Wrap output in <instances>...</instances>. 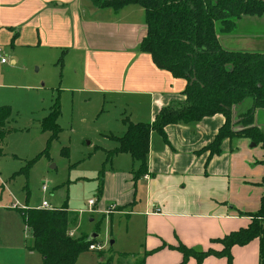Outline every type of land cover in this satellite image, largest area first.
Listing matches in <instances>:
<instances>
[{
    "label": "crops",
    "instance_id": "1",
    "mask_svg": "<svg viewBox=\"0 0 264 264\" xmlns=\"http://www.w3.org/2000/svg\"><path fill=\"white\" fill-rule=\"evenodd\" d=\"M145 34L140 6L116 11L96 9L89 0H0V50L4 56L6 50L12 53L11 66L16 67L17 57L28 51L56 60L57 66L61 59L59 68L65 69L66 83L73 90L98 97L102 107L107 103L111 110H120L119 128L103 135L115 145L108 152L118 147L115 138L126 131L123 120L151 124L160 109L183 100L186 82L157 69L139 50ZM256 38H264V18L244 17L220 43L228 51L264 53V44H254ZM8 68L0 64V71ZM251 107V100L240 104L233 118ZM224 123L222 115H215L198 123L169 125L164 129L166 141L152 132L146 170L139 177L134 175L140 164L128 154L107 162L110 171L102 176L101 191L96 183L94 210L103 215L113 207L103 218L122 214L129 222L132 217L142 222L140 264H179L182 255L169 246L219 251L221 245L211 241L246 228L259 210L264 197V143L225 139L219 155L208 158V152L198 153L213 142ZM255 124L264 130V112L256 113ZM127 159L137 164L131 165L129 174L119 165ZM41 203L33 208L40 209ZM68 233L74 237L70 228ZM231 256V264H258V241L233 247ZM187 264L196 262L189 259ZM202 264L228 263L223 257H209Z\"/></svg>",
    "mask_w": 264,
    "mask_h": 264
},
{
    "label": "trees",
    "instance_id": "2",
    "mask_svg": "<svg viewBox=\"0 0 264 264\" xmlns=\"http://www.w3.org/2000/svg\"><path fill=\"white\" fill-rule=\"evenodd\" d=\"M96 9L120 10L125 6H140L145 13L146 34L139 50L148 54L157 69L167 71L175 79L186 82L182 101L173 102L159 110L151 124L131 123L123 120L126 131L115 138L118 147L107 152L106 162L118 154H128L140 164L135 178L146 170L149 138L155 132L166 141L164 129L169 125H188L205 118L222 115L225 123L213 142L198 153L208 152V158L220 154L225 139L245 138L258 145L264 143V130L255 127L258 111L264 112V53L228 51L220 40L230 35L244 17H264V0H89ZM61 59L58 65L61 66ZM247 100L252 107L233 118L235 108ZM59 95L54 99L48 116L40 123L42 133L49 132L46 148L22 171L28 172L41 156L48 155V145L59 134L57 120L60 116ZM11 109L0 107V140L10 118ZM61 155L66 157L64 148ZM98 190L102 188L103 171L100 172ZM28 197V196H27ZM28 199L26 198V202ZM22 223L32 237L31 251L42 259V264H75L78 257L89 251L97 240L89 236L72 238L68 234L70 220L68 207L43 210L16 209ZM258 241L259 263L264 264V197L250 224L212 244L221 250L199 251L183 245L168 248L182 255L179 264L194 259L202 264L209 257L226 258L231 264V249L244 247Z\"/></svg>",
    "mask_w": 264,
    "mask_h": 264
},
{
    "label": "rangeland",
    "instance_id": "3",
    "mask_svg": "<svg viewBox=\"0 0 264 264\" xmlns=\"http://www.w3.org/2000/svg\"><path fill=\"white\" fill-rule=\"evenodd\" d=\"M253 42L262 46L264 38ZM6 52L9 68L0 71V107H9L11 115L0 140V264H42L40 255L30 249V231L16 211L25 205L36 207L42 200L56 209L67 205L73 214L70 229L74 237L98 235L94 246L100 250L81 254L75 264H140L142 222L136 217L129 222L122 214L103 218L108 214L88 206L90 200L98 198L100 172L104 177L110 171L106 153L115 145L103 135L108 129L119 128L116 114L120 110H111L107 103L102 107L98 97L73 90L66 83L65 69L62 66L60 70L56 60L28 51L17 57L15 67L10 65L12 53ZM58 95V138L48 145V155L41 156L28 172L22 171L46 148L50 133H42L40 123ZM64 148L68 150L66 157L61 155ZM127 160L119 165L129 174L131 165L136 168L137 164Z\"/></svg>",
    "mask_w": 264,
    "mask_h": 264
},
{
    "label": "built area",
    "instance_id": "4",
    "mask_svg": "<svg viewBox=\"0 0 264 264\" xmlns=\"http://www.w3.org/2000/svg\"><path fill=\"white\" fill-rule=\"evenodd\" d=\"M7 59H6V57L4 56V54H3V52L0 50V64H7ZM43 190V193H46V189L45 188H43L42 189ZM94 205H95V201H93V200H90L89 202H88V206H89V208L93 211L94 210ZM40 209H43V210H53L52 208H51V206L46 202V201H43L42 203H41V205H40ZM114 210V208L113 207H111L108 211H106V213L105 214H109V213H111V211H113ZM70 237H72V235L69 233L68 234ZM100 250V247L98 246V245H96V247L94 246V245H91V246H89V251H99Z\"/></svg>",
    "mask_w": 264,
    "mask_h": 264
},
{
    "label": "water",
    "instance_id": "5",
    "mask_svg": "<svg viewBox=\"0 0 264 264\" xmlns=\"http://www.w3.org/2000/svg\"><path fill=\"white\" fill-rule=\"evenodd\" d=\"M255 127L261 129V127L258 126L257 124H255ZM97 238H98V235H97V234H91V235L89 236V239H90V240H96Z\"/></svg>",
    "mask_w": 264,
    "mask_h": 264
}]
</instances>
